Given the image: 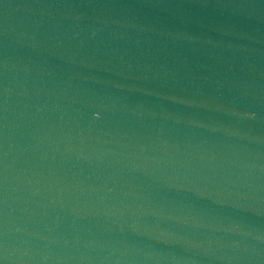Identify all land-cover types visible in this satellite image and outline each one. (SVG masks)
<instances>
[{
  "label": "water",
  "instance_id": "obj_1",
  "mask_svg": "<svg viewBox=\"0 0 264 264\" xmlns=\"http://www.w3.org/2000/svg\"><path fill=\"white\" fill-rule=\"evenodd\" d=\"M0 264H264V0H0Z\"/></svg>",
  "mask_w": 264,
  "mask_h": 264
}]
</instances>
